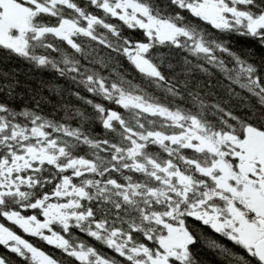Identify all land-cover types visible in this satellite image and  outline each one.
<instances>
[{
    "label": "snow or ice",
    "instance_id": "1",
    "mask_svg": "<svg viewBox=\"0 0 264 264\" xmlns=\"http://www.w3.org/2000/svg\"><path fill=\"white\" fill-rule=\"evenodd\" d=\"M0 264H264V0H0Z\"/></svg>",
    "mask_w": 264,
    "mask_h": 264
}]
</instances>
